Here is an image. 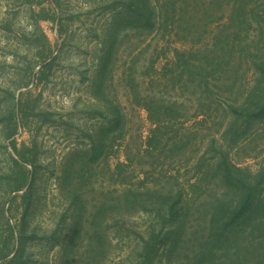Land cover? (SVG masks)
Segmentation results:
<instances>
[{
  "label": "rangeland",
  "instance_id": "374dc122",
  "mask_svg": "<svg viewBox=\"0 0 264 264\" xmlns=\"http://www.w3.org/2000/svg\"><path fill=\"white\" fill-rule=\"evenodd\" d=\"M151 2L0 0V264H190L247 191L217 165L264 173V0ZM259 229L214 259L259 263Z\"/></svg>",
  "mask_w": 264,
  "mask_h": 264
},
{
  "label": "trees",
  "instance_id": "16d2710c",
  "mask_svg": "<svg viewBox=\"0 0 264 264\" xmlns=\"http://www.w3.org/2000/svg\"><path fill=\"white\" fill-rule=\"evenodd\" d=\"M150 9H151V14L147 19V24H150L151 27H155L159 23V19H157V8L154 6V4L151 2L149 3ZM171 8L176 9V1L171 3ZM164 10V9H163ZM165 11L167 12V8H165ZM170 11V10H169ZM153 16V17H151ZM158 20V21H157ZM257 90V89H256ZM260 94L255 91V95ZM237 111L240 109L235 108ZM243 110L247 111L245 107ZM254 115L259 118V119H264V105L259 108L258 111L254 112ZM154 138H157V134L159 132V127H156L154 129ZM156 132V135H155ZM159 144L161 145V141H158ZM158 145L155 149L160 148ZM226 157V156H225ZM217 169L222 170V175L224 177V180H226L227 184H230L233 188L239 189L243 188L246 189L245 194L241 197L239 201L233 202L229 209V214L226 213V208L225 210H222L223 212L225 211V216H222L221 221L225 222L223 225V228L221 231V234L219 238H216L215 234L214 237L211 235V241H206L207 243H203L200 247V251L197 252V256L195 259H193V262L190 264H238L239 262L232 260L231 255H228L225 259V261H219L218 259H214V257H218L221 252L225 251V249L220 248L221 242L223 240H228L232 237L234 233H246L250 232L253 233V229L260 230L259 228L261 227L264 232V199L258 197H255V192L254 190H260L258 187H263L264 186V173L260 174H255V175H250L249 174V180L245 179H240L238 178V173L244 172L242 169L231 163L230 161L226 160L225 163H221L217 165ZM150 186V185H149ZM146 186L143 187V191H140L139 189H133L131 190L130 193H133V197L136 199L137 197H147L148 195L152 194H170L167 195L166 200L168 201L169 205H165L164 210L159 211V209H156L157 213L156 216L162 220L163 222H170L171 227L167 228L166 227V233L168 232V236H172L170 238L173 239L172 243V251L179 246L180 242H183V238L185 237V234L181 232L179 229L178 225H175V216L180 215V212L182 210V202L184 198L186 197L185 195V190L183 188L176 189V191H168V193H164L165 191L164 187H159L157 184L151 185L150 187ZM255 187V188H254ZM261 194V190L259 191V195ZM146 195V196H145ZM162 197H164L162 195ZM172 198H174V202L172 203ZM223 202V201H221ZM228 203V202H226ZM224 203V204H226ZM161 212V213H160ZM222 212V213H223ZM227 215V216H226ZM254 223V228H249L250 224ZM258 224V225H255ZM177 226L178 228L176 229ZM259 227V228H257ZM215 230L213 227L210 231V233ZM249 230V231H248ZM157 233V229L153 227L152 230L149 231L148 237L143 239V246L142 249L146 253V257L149 258L151 256V252L154 251L155 244H156V238L155 234ZM264 237V236H262ZM146 258V259H147ZM214 259V260H213ZM240 264V263H239ZM242 264V263H241ZM254 264H264V257L263 259L260 260L259 263H254Z\"/></svg>",
  "mask_w": 264,
  "mask_h": 264
}]
</instances>
